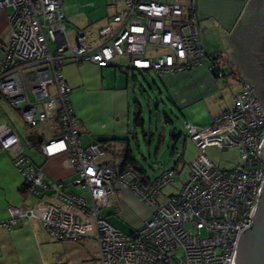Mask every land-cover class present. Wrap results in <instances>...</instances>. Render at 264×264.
Returning a JSON list of instances; mask_svg holds the SVG:
<instances>
[{"label": "built area", "instance_id": "obj_1", "mask_svg": "<svg viewBox=\"0 0 264 264\" xmlns=\"http://www.w3.org/2000/svg\"><path fill=\"white\" fill-rule=\"evenodd\" d=\"M105 3L114 12L98 30L101 42L89 48L84 30L73 33L74 41L68 38L63 0H0V9L8 8L10 27L0 59V96L18 107L30 127L49 126L51 117L57 116L60 133L41 143L40 149L46 157L64 154L66 166L75 174L69 185L85 188L89 195L85 199L67 192L61 183L52 190L43 171L18 154L13 162L23 186L34 195L39 189L51 193L29 208L8 207L0 227L34 218L52 240L92 239L96 264H234L239 232L251 226L249 214L264 183V157L259 153L264 111L253 87L241 78L231 109L206 127L185 123L197 155L180 190L158 203L155 197L172 180L173 171L164 170L152 184L140 186L135 172L117 170L98 143L83 146L60 67L66 59L105 67L116 56L128 57L131 69L156 73L200 65L210 56L203 48L197 0ZM17 141L12 128L0 127L1 149ZM208 147L235 148L232 168L214 163L206 154ZM115 187L131 190L151 209L150 217L132 232H122L100 213Z\"/></svg>", "mask_w": 264, "mask_h": 264}, {"label": "crops", "instance_id": "obj_2", "mask_svg": "<svg viewBox=\"0 0 264 264\" xmlns=\"http://www.w3.org/2000/svg\"><path fill=\"white\" fill-rule=\"evenodd\" d=\"M261 1L198 0L197 14L203 48L207 56L212 54L222 55L221 60L219 59L217 63L224 69V77L217 76L216 78L213 76L208 57L203 59L200 65L191 69L168 73L155 72L159 76L164 89L167 92H173L177 97L176 100L183 106L201 102L209 96V90H214L218 86L212 78L229 85V105L212 115V118H209L208 122H206L207 124L210 121L212 122L218 114L233 107V99L239 91L240 85L237 79L230 74V70H236L230 64L227 50L238 44L248 27L249 19ZM73 3V0H63L64 19L66 17V20H69L74 25H83L84 21L78 14L79 12L75 11ZM109 9L107 8L108 12L111 10ZM7 11L8 8L0 9V59L2 58L3 44L6 43L9 37L10 27ZM112 14L102 19L103 25L110 20ZM101 26L102 24L99 28ZM80 30H84V28L78 31ZM98 30L96 37L90 41L88 40L87 46L89 48L101 42ZM76 31V28H72L70 30L72 32L71 36H68L66 31L70 40V37L74 38L73 33ZM129 63L128 57L116 56L105 67H98L88 61L76 62L69 59L63 60L60 67L62 79L70 88L69 97L77 120L81 144L86 146L94 142L100 144L102 142L101 146L106 151V160L114 163V167L117 170L118 164L120 165L123 158V155L119 154L120 148L129 144V148L131 149L130 139L137 136V126L131 123L130 120L131 108L129 99L131 96L133 98L136 97V92L130 86V76L132 75L130 71L133 69L129 68ZM147 71L149 70L141 71V73ZM237 73L243 75L248 80L245 74L241 72ZM132 76L135 77L134 75ZM234 83L238 85L236 90L231 88V85ZM189 124L196 128L207 126V124L200 127L193 123ZM4 125L13 129L18 141L6 150L0 148V221L8 217V207L29 208L37 198H42L51 193L49 190L43 191L39 189L38 194L34 195L23 186V177L13 162L14 157L18 154L26 156L36 168H40L43 171L44 176L51 181L50 188L52 190H56L58 183H61V188L67 192H69L68 189L70 187L75 186L69 185L75 174L66 166V156L64 154H57L46 157L40 149L41 143L52 135L59 134L61 131L56 115L51 117L49 126L41 124L37 127H30L22 120L18 107L12 108L7 100L0 96V127ZM113 137H119L120 139L107 140ZM211 148L213 147L207 148L206 154L217 164L218 161H215L214 157L211 156ZM223 152L228 154L227 156L229 154L232 155L233 166L237 158L236 149L230 148ZM146 175H148L147 172ZM113 193L112 197H110L111 194L108 197L109 205L113 203L115 206V202L120 200L137 201L134 198L135 194L129 189L115 187ZM100 213L108 222L110 221V224L112 223L114 227L117 226L122 232H130L135 229L130 228L129 231H126L119 223H113L112 218L107 217L108 215L102 214L101 210ZM108 213H110V210L106 214ZM150 214L151 209L148 206L145 214L142 215L143 221L148 219ZM140 226H137V228ZM83 240L87 239L75 241L76 245H69L72 247L68 246L73 249L72 262H54L55 253L52 250V242L57 240H52L46 234L37 219L22 218L20 223L15 227H0V264H89L90 254L83 250L79 251L81 245H85ZM70 242L72 243L73 241ZM93 242L94 249L92 256L96 248L95 241L93 240ZM92 259L94 258L92 257ZM94 263H96L95 259Z\"/></svg>", "mask_w": 264, "mask_h": 264}, {"label": "rangeland", "instance_id": "obj_3", "mask_svg": "<svg viewBox=\"0 0 264 264\" xmlns=\"http://www.w3.org/2000/svg\"><path fill=\"white\" fill-rule=\"evenodd\" d=\"M73 2L75 11L79 12L78 14L81 16L84 24L74 25L69 20H66L65 17L63 24L66 26L68 36H71L72 32H70V30L72 28H76L77 31L84 28L87 40L90 41L96 37L99 26L101 24L103 25L102 19L113 13L114 10L109 9L110 11H107L105 0H73ZM70 38L71 41H74V38ZM50 48L54 51L55 46L50 43ZM130 73L135 76H130V86H132V89L136 92V98L141 105V119L143 121L142 126H144L143 132L142 127L138 125L136 127V138L130 139L132 153L152 180L166 169L173 170L172 180L167 183L155 197L157 202H162L166 197L174 195L180 190L189 177L190 164L197 155L196 147L187 137L185 123H193L199 125V127L206 126L204 124H207L206 122H208L209 118H212V115L229 105V85L220 82L218 79L215 80L212 78L216 81L218 86L214 90H209V96L201 102L183 106L176 100L177 97L173 92H167L164 89L155 71L149 70L141 73L133 69ZM142 86L144 90L140 88ZM231 88L236 90L238 85L234 83L231 85ZM141 89L143 91H141ZM133 99L132 96L129 99L131 123H134L135 119V105ZM210 124L211 121L207 126ZM172 126L176 128L175 133H177L178 139L173 140L171 138ZM147 131L149 133H147ZM150 133H152V135H150ZM178 133L181 135L178 136ZM211 149V156L214 157L215 161H218L217 165L219 167H232L233 159L231 154L227 156L228 154L224 153V150H220L216 147ZM68 191L80 195L85 199L89 198L87 190L80 186L70 187ZM113 194L114 193H112L110 197H112ZM134 198L137 201L120 200L115 202V206L113 203H111V205L108 204L101 209L102 214L108 215L107 217L112 218L113 223H119L126 231H129L130 228L136 229L137 226H140L142 223V215L145 214L148 206L136 195ZM109 210L110 213L106 214ZM83 241L85 245H81L80 248H77H79V251L83 250L90 254V259L88 260L89 264H96L94 263V259H92L94 249L93 240L87 239ZM74 242L75 241L72 243L70 241H53L52 250L55 253L54 262L60 261L69 263L73 259V249L69 248L72 247L69 245H76Z\"/></svg>", "mask_w": 264, "mask_h": 264}, {"label": "water", "instance_id": "obj_4", "mask_svg": "<svg viewBox=\"0 0 264 264\" xmlns=\"http://www.w3.org/2000/svg\"><path fill=\"white\" fill-rule=\"evenodd\" d=\"M264 0H262L248 22V27L238 44L228 49L230 64L234 70L245 74L250 81L254 73L253 62L264 58ZM264 114V113H263ZM264 157V137L259 145ZM264 181V180H263ZM260 193L257 206L254 205L249 217L251 226L239 232L231 263L264 264V183L258 189Z\"/></svg>", "mask_w": 264, "mask_h": 264}, {"label": "trees", "instance_id": "obj_5", "mask_svg": "<svg viewBox=\"0 0 264 264\" xmlns=\"http://www.w3.org/2000/svg\"><path fill=\"white\" fill-rule=\"evenodd\" d=\"M221 56H222L221 54H218V55H213L212 54L208 58L210 60V70H211L213 76L216 77V78H217V76L218 77H222V76L224 77L225 76L224 69L222 67H220L219 64L217 63L219 61V59L221 58ZM215 66H216V68H214ZM188 69H191V68H188ZM139 72H141V71H139ZM218 72H221V75L220 76L218 75ZM230 74L232 76H234L237 79L238 82L240 81L241 78H244L245 80H247L243 75H240L236 71L230 70ZM247 81H249V80H247ZM249 82L251 83V81H249ZM140 88L143 89V86L140 87ZM142 89H141V91L144 90V89L143 90ZM134 105H135V110H134V114H135L134 124L136 126L140 125L142 127V131L144 132V127L142 126V122L143 121L141 119V105H140V103H139V101H138V99L136 97H134ZM175 129L176 128L174 126H172V128H171V136L172 137L171 138L173 140L178 139L177 133H175ZM147 133H149V132L147 131ZM150 135H152V133H150ZM180 135L181 134L178 133V136H180ZM187 137L191 140L188 131H187ZM129 138H131V137H129ZM118 139H120V138L119 137H113V138H109L107 140H111L112 141V140H118ZM183 142H184V140H183ZM191 142L193 143L192 140H191ZM94 143H97V142H94ZM98 144L101 146V144H103V143L101 142V144L100 143H98ZM194 146H195V144H194ZM101 148L103 149L102 146H101ZM105 153H106V151H105ZM119 154L120 155H123V158L121 159L120 165L118 164V170L119 171L120 170H131V171L135 172V175H136L135 181L140 186H145L147 184H152L158 178V176L161 174L160 173L153 180L150 178L149 175H146L145 169L139 164L137 158L133 155L132 149L129 148V144H126L124 147L120 148ZM113 165H115V164L113 163ZM189 173H190V169H189ZM132 231L133 230H131L130 232H132Z\"/></svg>", "mask_w": 264, "mask_h": 264}, {"label": "flooded vegetation", "instance_id": "obj_6", "mask_svg": "<svg viewBox=\"0 0 264 264\" xmlns=\"http://www.w3.org/2000/svg\"><path fill=\"white\" fill-rule=\"evenodd\" d=\"M253 67L255 71L254 73L250 72V81L254 93L260 101L261 107L264 111V58H262V60L261 58H256L253 62Z\"/></svg>", "mask_w": 264, "mask_h": 264}, {"label": "clouds", "instance_id": "obj_7", "mask_svg": "<svg viewBox=\"0 0 264 264\" xmlns=\"http://www.w3.org/2000/svg\"><path fill=\"white\" fill-rule=\"evenodd\" d=\"M249 82V81H248ZM260 102V101H259Z\"/></svg>", "mask_w": 264, "mask_h": 264}]
</instances>
